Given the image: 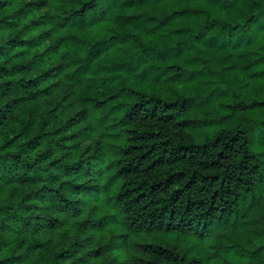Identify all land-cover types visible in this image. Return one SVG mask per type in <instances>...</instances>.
<instances>
[{
  "label": "trees",
  "instance_id": "1",
  "mask_svg": "<svg viewBox=\"0 0 264 264\" xmlns=\"http://www.w3.org/2000/svg\"><path fill=\"white\" fill-rule=\"evenodd\" d=\"M188 81L264 109V0H0V264H264V160Z\"/></svg>",
  "mask_w": 264,
  "mask_h": 264
},
{
  "label": "rangeland",
  "instance_id": "2",
  "mask_svg": "<svg viewBox=\"0 0 264 264\" xmlns=\"http://www.w3.org/2000/svg\"><path fill=\"white\" fill-rule=\"evenodd\" d=\"M137 80V79H136ZM165 77L163 76L160 80L152 77L150 80H145L144 82L136 81V91H148V92H158L164 95L165 98H169L170 90L166 87L164 89V83H166ZM156 84L162 86L157 87ZM198 85L197 81H188L181 84H176L173 89L178 88L179 92L186 97L190 98V110L189 118L193 122V125L188 129V133L192 136L194 144L198 145L211 139L217 131L223 129H230L233 127H249V141L250 149L253 153L260 156L264 160V139L262 135L264 134V109L253 108L247 111L235 110L232 106L234 105L233 92L230 91L225 95H220L207 98L208 95L204 92L198 91L195 87ZM159 88L162 89L159 90ZM249 88H252L249 87ZM165 93V94H164ZM73 111L79 112L81 108L74 107ZM81 152L84 155H90L97 149V138L86 141L80 145ZM175 235H169V240H176ZM180 244L181 250L189 249L190 257H200V241L194 236L181 237L179 241H174ZM228 262H233L238 264H246L245 259H240V257L230 253L228 257H222L220 261L214 262V264H227Z\"/></svg>",
  "mask_w": 264,
  "mask_h": 264
}]
</instances>
